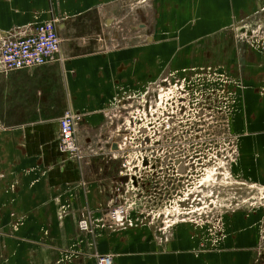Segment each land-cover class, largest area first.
<instances>
[{"label": "crops", "instance_id": "1", "mask_svg": "<svg viewBox=\"0 0 264 264\" xmlns=\"http://www.w3.org/2000/svg\"><path fill=\"white\" fill-rule=\"evenodd\" d=\"M263 18L264 0H0V48L53 20L61 39L49 64L0 70V264H96L97 255L114 264H264L250 215H231L218 252L199 245L203 226L161 230L141 209L130 226L107 215L121 172L115 143L133 100L224 43L226 67L247 85L232 121L237 170L264 186V56L232 47L237 31ZM67 111L82 116L83 160L59 151ZM83 219L92 235L80 231Z\"/></svg>", "mask_w": 264, "mask_h": 264}, {"label": "rangeland", "instance_id": "2", "mask_svg": "<svg viewBox=\"0 0 264 264\" xmlns=\"http://www.w3.org/2000/svg\"><path fill=\"white\" fill-rule=\"evenodd\" d=\"M139 1L144 0H132L133 4ZM261 22L246 32L237 31L233 49L245 45L264 56V18ZM218 47L223 52L217 56L170 70L153 84L147 97L133 100L117 140L125 149L112 157L121 172L113 181L114 202L108 204L107 215L115 222L114 205L122 203L129 216L141 209L142 219L161 224V230L180 224L203 226L199 245L216 252L224 246L226 235L230 240L231 215H250V221L258 223L264 256V186L237 170L240 144L232 125L247 85L224 63L230 45ZM125 224L130 226V217ZM99 256L114 260L112 255H97V262Z\"/></svg>", "mask_w": 264, "mask_h": 264}, {"label": "built area", "instance_id": "3", "mask_svg": "<svg viewBox=\"0 0 264 264\" xmlns=\"http://www.w3.org/2000/svg\"><path fill=\"white\" fill-rule=\"evenodd\" d=\"M60 48L61 39L57 29V21L42 23L37 26L34 33L7 40L2 44L0 48V70L9 73L26 68L45 66L56 58ZM150 102L151 99L147 101V103ZM81 120L82 116L80 114L70 111H67L60 120L59 151L76 160L85 158L81 153L76 137V127ZM121 136L122 133L120 132L117 137L118 140ZM117 143L119 147L117 155L119 156L125 148L120 142ZM121 204L114 205L117 214L112 219L116 224L124 225L125 219H129L130 216L126 208L121 207ZM79 228L81 232H93L86 219L79 223ZM210 233L215 235L213 230ZM97 264H113V259L111 256H99Z\"/></svg>", "mask_w": 264, "mask_h": 264}, {"label": "water", "instance_id": "4", "mask_svg": "<svg viewBox=\"0 0 264 264\" xmlns=\"http://www.w3.org/2000/svg\"><path fill=\"white\" fill-rule=\"evenodd\" d=\"M115 149H118V146H117V144L115 143Z\"/></svg>", "mask_w": 264, "mask_h": 264}, {"label": "flooded vegetation", "instance_id": "5", "mask_svg": "<svg viewBox=\"0 0 264 264\" xmlns=\"http://www.w3.org/2000/svg\"><path fill=\"white\" fill-rule=\"evenodd\" d=\"M169 160H172V159H169Z\"/></svg>", "mask_w": 264, "mask_h": 264}]
</instances>
